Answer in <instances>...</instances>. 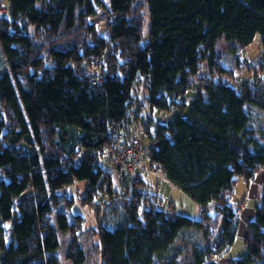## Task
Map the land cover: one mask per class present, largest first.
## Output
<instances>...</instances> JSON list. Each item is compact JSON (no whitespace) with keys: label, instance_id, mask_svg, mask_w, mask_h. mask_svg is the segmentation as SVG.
Returning <instances> with one entry per match:
<instances>
[{"label":"trees","instance_id":"16d2710c","mask_svg":"<svg viewBox=\"0 0 264 264\" xmlns=\"http://www.w3.org/2000/svg\"><path fill=\"white\" fill-rule=\"evenodd\" d=\"M4 1L0 264H60L54 252L59 246L54 213L57 229L71 235L65 256L74 264L84 263V218L72 213L71 222L69 212H54V206L71 207L73 198L64 190L74 181L89 185L85 204L101 194L108 168L92 159L69 165L74 142L88 149L105 146L111 141L105 129L108 120H137L130 110L136 102L142 105L136 95L140 81L151 110L171 111L155 129L145 128L153 133L152 143L143 146L149 165L164 170L172 188L176 184L206 208L197 218L175 207L165 210L147 191L156 180L137 171L120 219L96 229L102 264H180L175 241L186 226L215 239L214 246L194 249L190 264H264V178L244 237L246 252L217 260L236 236L237 213L230 200L235 184L250 181L264 168V134L256 133L251 113L252 108L264 111V61L233 57L257 34L264 46V0H110L104 6L112 17L101 27L105 33L100 22L87 19L81 0ZM96 1L100 7L101 0ZM143 5L149 17L144 44ZM36 33L49 39L38 42ZM69 37L74 38L70 45L57 42ZM221 41L232 46V56L221 53ZM244 60L251 62L249 71L256 77L251 73L241 85L238 79L231 83L235 67ZM94 76L101 81L91 86ZM44 129L53 135L55 154L45 153ZM190 156L199 159L198 173L191 179Z\"/></svg>","mask_w":264,"mask_h":264},{"label":"rangeland","instance_id":"374dc122","mask_svg":"<svg viewBox=\"0 0 264 264\" xmlns=\"http://www.w3.org/2000/svg\"><path fill=\"white\" fill-rule=\"evenodd\" d=\"M3 2V4H5L6 2L4 0H1ZM83 1V3L85 4L86 8L88 9L87 11V19L88 20H96L97 22H100V24H98V26H100V30L105 33L106 31L104 29H101V27L105 26V20H110L107 16V14L105 13V8L104 6L108 7L109 6V2L110 0H101L100 2V10L99 11H95V9H93V6L97 3L96 0H81ZM144 0H137V3H141L143 4ZM143 11L144 14H147V6L143 5ZM5 6L2 5V3L0 4V10H4ZM101 17V18H100ZM146 19L144 20L143 23V37H142V43L144 44L148 39V25H149V17L148 15L145 16ZM100 19H102L103 21H101ZM111 21V20H110ZM91 22V21H89ZM100 30L98 29L97 31L100 33ZM39 37L41 39H39ZM36 38L38 39V42H42V43H46L47 40L49 39V37L47 35H42L39 36L36 33ZM70 41H74V38L70 39V37L68 39L63 38L58 40L57 42H59L61 45H70ZM52 45V44H51ZM57 45V44H56ZM227 45V43H223L221 47L222 49H225V46ZM263 48V46L260 43V35L257 34L254 38V40L249 43L248 45H246L243 50L240 51V57H242L243 59H247L248 61H254L255 59H261V56H259V51L260 49ZM259 58H258V56ZM250 57L249 58H247ZM258 60V61H259ZM50 60L47 61V63H49ZM259 63V62H256ZM5 57H3V54H1V47H0V70H3V68L5 67ZM240 65V64H239ZM249 65H246L245 67H235L238 69L244 70L242 72H240L238 77H230L229 81L231 83H234L235 81H237L236 79H238L237 82L241 83L240 81L249 77V75L252 73L254 77H256V75H254V73L251 71H249L250 69L253 68V66L251 65L250 67ZM247 70L249 73H247ZM207 75V73H206ZM248 75V76H246ZM261 75V74H260ZM145 87L143 85V83L140 81L138 83V88H137V92L136 95L138 96V98L141 100L142 105L144 104L145 106L142 105H138L137 102L134 103V105L131 106V110H130V116L131 115H136L138 117L137 120L134 121V126L135 128L139 129V136L142 139V144L144 147H148L151 143H152V138L150 137V135L152 136L153 133L150 131V135L149 133H147L145 131V128L148 126H152V128H150V130L155 129V123L159 122V119H164L166 115L170 114V112L168 111H161V110H156V109H150V105H148V102H146L145 100ZM144 95V98H143ZM191 104V103H190ZM189 104V107H190ZM142 106V108H140ZM251 113H252V122L253 125L256 128V133H263L264 134V111L260 110V109H251ZM1 113V112H0ZM179 113V111H176V114ZM7 120V118H6ZM5 120V121H6ZM261 140H263L262 137H260ZM52 139H53V135L50 132H47L46 129L43 130V141H44V146H45V153L51 155V154H55L56 153V149L58 151V148H55L52 144ZM264 143V140H263ZM52 144V145H51ZM79 143L78 142H74L73 148L74 151L80 148H86L85 146H78ZM37 147V146H36ZM35 147V148H36ZM175 154V149L172 148L171 149V155ZM42 155H45L44 153H41ZM146 152L144 149V156H143V160L146 157ZM191 157V156H190ZM73 158V157H72ZM72 158L69 160V162L72 166H79L81 163L80 162H75V159L72 161ZM193 158V157H191ZM179 161H181L180 157H178ZM194 159V163L193 166L191 167V172L189 174V179L192 178V176L197 175L198 173V168H199V159L198 158H193ZM147 160V159H146ZM109 161V160H108ZM148 161V160H147ZM104 164L106 163V161H102ZM110 162V161H109ZM107 163L104 165V167L108 168L107 169V173H109L108 176H106L103 179V185L102 187L99 189V192L101 193L100 195L97 196V198L94 201L91 202H86V204L84 203V201H82V199L84 198L83 195H85L86 190L88 189V183L87 181H74V183L68 185L66 187V189L64 190V192L66 193V195L68 197H72L73 198V204L70 205L71 207H68L65 203H62L61 205H57L54 206V212L56 211H66L67 213H70L69 219H71V222L74 221V218L72 216V213H79L80 214V218H84V221L81 222V228L83 229L82 231V237L81 240L82 242V246H84V249L87 251L86 252V259L84 261L83 264H102L101 258H100V253L97 250V246L99 243V239H97V234H96V229H98V225H109L112 223H116L119 219L120 216L123 214L124 212V207L126 202H128V200L130 199V194L133 193L132 188L135 185L132 186L131 181L134 180L136 178V176L138 175V173L136 172V174L134 176L129 175V176H123L124 174H127V172H125L123 169H121L119 166L115 165L113 162ZM145 163V160L143 161ZM147 164V163H146ZM62 168H65V164H62L61 166ZM155 168V170L153 169ZM264 168L260 169L259 172H257L256 174H260L261 171H263ZM106 170V169H105ZM145 171L144 173V177H146L148 175L149 177V181L151 182H155V185L153 186H149L147 187V191L151 194L153 193V199L157 202V204L161 205L162 208H164L165 210L170 211V209L172 210L175 207V204L173 202L176 203V210L177 212H181V213H186L189 216H191L192 218L196 217V215L200 216V205L197 201H196V197H192L189 194L185 193L184 191H182L181 189H178L177 187H175L173 190H171L170 188V193L168 192V183L165 180H160L158 181V179L161 178H166V175L164 173V170L157 168V167H153V166H149V168L147 166H144L143 169H140L138 171ZM141 171V172H143ZM185 171V169L182 170V172ZM106 172V171H105ZM161 177H159L157 174ZM240 180V179H239ZM159 182V184H158ZM239 182V181H238ZM237 182V183H238ZM236 183V187H235V191H233L232 193V197H237L239 196V194H243V189L238 188L239 184L241 182H239L238 184ZM154 186H159V190H157V192H152ZM196 185H195V189H196ZM194 189V191H195ZM166 192V193H165ZM151 197V196H150ZM242 197V195L240 196ZM169 201H172L169 203ZM237 201V200H235ZM246 201L242 202L245 203ZM198 203V205H197ZM247 203V202H246ZM240 206V205H239ZM206 208V207H205ZM204 206L202 207L201 211H203ZM208 209L214 210V207L212 206V204H209ZM215 212V210H214ZM53 219V228L55 230H57L58 233V241H59V246L55 249L54 252H56L58 254L59 257V263L60 264H74L73 262H71V260L69 258H67L65 256V250H66V246L67 244L70 242V238L71 235L69 232L65 231V232H61L60 230L57 229V225H56V219H55V213L52 216ZM235 219V218H234ZM10 223H12V221H10ZM8 222V224H10ZM6 232H8V239L10 238V232L9 230H6ZM187 233V234H186ZM186 234V235H185ZM179 238L176 239L175 241V247H178L179 253H178V260L180 264H190L189 262L191 260L194 259L193 257V252L194 249H198V248H202V247H209V244L213 245V238H210V240L205 239V235L203 234V232L199 229H195L192 226H186L185 228L182 229V231L178 234ZM238 243L243 244V239L242 238H236L234 244L235 246H233V249L231 252L227 253L229 251L228 248H226L225 250L221 251L220 253V257L217 258V260L220 261H224L228 258L231 257H240L242 256V252H239L240 250L238 249ZM244 245V244H243ZM214 246V245H213ZM231 253V254H230ZM242 253V254H241Z\"/></svg>","mask_w":264,"mask_h":264},{"label":"built area","instance_id":"2783aa9c","mask_svg":"<svg viewBox=\"0 0 264 264\" xmlns=\"http://www.w3.org/2000/svg\"><path fill=\"white\" fill-rule=\"evenodd\" d=\"M93 9H95V11L100 10L97 5H94ZM0 12L4 13L6 11L2 9L0 10ZM108 18L111 20L112 17L108 16ZM259 56H261L260 60L264 61V46L260 49ZM249 64H251V62H246L244 60L240 63V67H245ZM240 70H242V68L237 69L234 72V77L239 75ZM100 81L101 79H99L98 76L91 77L90 85H95ZM258 82L259 80L256 79L253 83L256 84ZM105 129H107V134L110 137V143L105 144V146L96 147L95 149H88L84 147L78 150L76 149L74 151L72 161L75 159V162L81 163L86 159H92L94 160V162L100 165L102 161L109 160L110 162H113L115 165L119 166L129 175L134 176L138 170L143 169L142 158L144 156V148L142 139L139 136V131L137 132L126 130L125 128H123L122 123L113 120L107 121ZM153 169L155 170V168ZM162 179L164 178L158 179V181ZM164 180H166V178ZM173 187L178 188L176 184H173ZM157 190H159V186H154L152 192L155 193L157 192ZM202 207L203 206L200 205V211ZM236 217H238L237 214L234 218ZM210 256L213 259L217 257L215 253H211Z\"/></svg>","mask_w":264,"mask_h":264},{"label":"crops","instance_id":"0c3cea01","mask_svg":"<svg viewBox=\"0 0 264 264\" xmlns=\"http://www.w3.org/2000/svg\"><path fill=\"white\" fill-rule=\"evenodd\" d=\"M223 43H226V42L221 41V43L217 46L219 48V50L221 51V53L224 52L226 55L232 56V53L230 52V47H232V46H230V44L227 43V45L225 46V49L221 50L220 46H222ZM239 53L240 52L236 53L233 56L234 59H235V56H237L238 58L240 57ZM247 58L250 59V57H248V56H247ZM232 60H233V58L230 59V62H232ZM227 64H228V62H227ZM242 71L243 70H240V72H242ZM246 76H248V75H246ZM134 121H135V119L133 121H131V122H127V120H126L124 123H122L123 128H125L126 130L137 131L138 132L139 129L135 128ZM263 140H264V138H263ZM146 159H147V156L144 159L145 163L142 162V167L143 168H144V166H147L149 168V166L151 165V164L149 165V160L147 159L148 160L147 161ZM104 161H106L105 164H107L109 162L108 160H104ZM105 164L103 163V166ZM123 176H129V174L127 173V174H125ZM263 176H264V169H263V171H261L260 174H258V175L255 174L253 176V178L250 179V181H248V182L245 181L244 179H240L239 182H241V183L239 184L238 188L243 189V191H244L243 194H239V196L234 197V198L231 196V198H230V200L233 202L234 209H235L238 217L235 218V222H236L235 233H236V236H235L233 242L231 243V246L228 247L229 251L227 253L232 251L233 246H235L234 242H235L236 238H242L243 239V244H244V237L247 234L248 224L252 221V219L255 217V214H256L255 205L257 204V202L259 200V196H260L261 191H262L261 187H262V180L264 178ZM165 181H167V183H168V186H167L168 187V192L170 191V189L173 190L174 188L171 187L170 181L168 179L165 180ZM235 187H236V184H235L233 189H235ZM241 195H242V197H240ZM235 200H237V201H235ZM244 201H246L247 203L246 202L242 203ZM170 202H172V201H169V203ZM173 203L175 204V208H176V203L175 202H173ZM197 205H198V203H197ZM197 217H199V216L196 215V217H194V218H197ZM238 244H239L238 245V249L240 250L239 252L245 253L246 252V248H247L246 244H244V245L241 244V243H238ZM231 258H234V257H231ZM228 259H230V258H228ZM193 260H191L189 263H191Z\"/></svg>","mask_w":264,"mask_h":264},{"label":"clouds","instance_id":"9594fccd","mask_svg":"<svg viewBox=\"0 0 264 264\" xmlns=\"http://www.w3.org/2000/svg\"><path fill=\"white\" fill-rule=\"evenodd\" d=\"M260 52V51H259Z\"/></svg>","mask_w":264,"mask_h":264}]
</instances>
